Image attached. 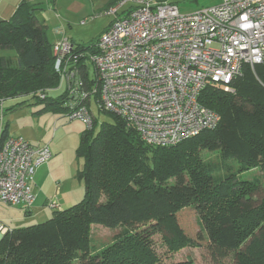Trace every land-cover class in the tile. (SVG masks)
<instances>
[{"label":"trees","instance_id":"1","mask_svg":"<svg viewBox=\"0 0 264 264\" xmlns=\"http://www.w3.org/2000/svg\"><path fill=\"white\" fill-rule=\"evenodd\" d=\"M41 12L22 2L0 21V105L29 97L44 102V111L66 117V87L49 95L59 88V76ZM97 40L73 46L75 54L85 55L79 71L87 90L95 77L83 63ZM230 87L229 93L209 85L199 95L198 102L219 115L216 127L170 147L143 142L132 126L98 106V92L93 95L113 122L81 134L76 156L83 159L82 200L43 223L8 232L0 240V264H159L151 239L158 234L170 250L206 248L215 260L231 254L232 264H264V199L256 205L252 198L261 183L240 175L246 165L264 173V61L244 65ZM7 127L0 130V145ZM202 151L215 153L216 162H204ZM192 214L204 235L192 232ZM90 224L123 231L86 260Z\"/></svg>","mask_w":264,"mask_h":264},{"label":"built area","instance_id":"2","mask_svg":"<svg viewBox=\"0 0 264 264\" xmlns=\"http://www.w3.org/2000/svg\"><path fill=\"white\" fill-rule=\"evenodd\" d=\"M119 6H128L124 15L86 53L83 65L95 77L89 90L79 71L85 55L75 54L66 39L52 47L59 87L64 83L69 94L67 119L91 129L90 99L98 92V106L151 146H174L215 128L220 117L198 102L199 95L209 85L233 92L230 83L242 67L264 61V0H221L189 14L170 0H120L108 13ZM50 158L47 145L6 138L0 145V203L28 209L34 174ZM7 231L0 224V239Z\"/></svg>","mask_w":264,"mask_h":264},{"label":"rangeland","instance_id":"3","mask_svg":"<svg viewBox=\"0 0 264 264\" xmlns=\"http://www.w3.org/2000/svg\"><path fill=\"white\" fill-rule=\"evenodd\" d=\"M170 2L177 6L179 13L189 14L203 8L219 5L221 0H170ZM86 25V27H78L76 30V34L83 38L82 41L88 42L85 46L94 43L104 26V21L103 19L93 20ZM51 28L52 25H49L46 34L49 42L53 41ZM89 70L92 69L89 68ZM63 91L64 83H61L56 91L48 93H51L49 94L51 97H55ZM38 99L42 100L41 97H38ZM17 103L18 105L14 107L15 109L10 108V106ZM90 104L92 114L96 119V126L94 127L95 119H93L91 129H94V133H96L102 123L111 124L113 120L110 115L97 109L93 97L90 99ZM44 107V102L36 103L29 97L5 100L0 105V129L7 125L9 137H22L33 144H45L53 152L54 160L51 165H54L53 168L51 167V173L46 179L47 188L45 191L47 197L46 207L52 209V205L57 208L56 204L62 203V196H67L68 192L71 194L79 193L77 202L82 200L84 191L78 173L82 169L83 159L76 156V149L79 146L81 134L86 129V126L80 120L70 121L64 115L52 111H44ZM201 157L206 163L216 162L215 153L202 151ZM246 167L247 169L243 170L240 175H244V178L248 180L253 178L260 180L261 186L252 197L254 204L259 205L264 199V173L252 165H246ZM61 193L62 196H60ZM36 206H38L39 212H34L33 218L32 215L25 216L23 213H20V216L19 209L0 203V224L8 228V231L1 239L14 227L27 228L47 221L50 212L44 210L45 206L42 205V202H39ZM60 206L64 207L63 204ZM20 208L22 209V207ZM58 208L56 211L61 210ZM37 213L39 214L37 215ZM191 222L192 232L204 235L201 221L196 214L191 215ZM122 231L123 229L118 227L110 229L102 225L90 224L88 231L85 233L86 235H84L85 248L82 250V253L88 257L86 260L95 254H100L105 248L114 244L115 238ZM151 239L152 249L159 260V264H232L233 262L231 254L226 258H217L215 260L211 255V251L206 248L184 247L170 250L162 241L161 235H154ZM74 264L85 263L76 261Z\"/></svg>","mask_w":264,"mask_h":264},{"label":"crops","instance_id":"4","mask_svg":"<svg viewBox=\"0 0 264 264\" xmlns=\"http://www.w3.org/2000/svg\"><path fill=\"white\" fill-rule=\"evenodd\" d=\"M118 1L119 0H0V21L9 19L22 2H27L32 5H38L42 9L41 18H43V21L47 26V30L49 25H52L51 34L53 36V41L51 43L54 44L61 39H66L74 47H76L77 45L85 46L86 43L88 42H83L82 41L83 38L76 34L77 28L86 27L87 26L86 24L93 20L103 19L104 26L100 31L99 34L100 36L113 21H115L118 18H121L124 15L128 6H121V7L119 6L116 8L115 13H108L109 9L117 6ZM99 36L96 38V40L99 38ZM6 137L11 138L8 136V128H7ZM18 138H22V137H18ZM28 143H30L33 146L45 145L40 143H36V144H33L31 142ZM50 152H51L50 160L46 164L40 166L34 174L32 186H31L32 192L34 194V200L31 206L28 209H21L19 206H11L19 209L20 216L23 213L25 216L32 215V217L34 218L33 213L39 212V208L38 206H36L38 205L39 202L40 203L42 202V205L45 206L44 210H48L50 212L49 219L52 217L53 212H55L58 207H59L58 209L63 210L71 207V205L78 203L77 197H79L78 195L79 193L71 194L70 192H68L67 196H62L61 193L60 196H62V203L58 204L56 202L57 203L56 205L58 206L57 208L48 209L46 207V203H47L46 202L47 197L45 193L47 188L46 179L50 175L49 173H51V167L53 168L54 165V164L51 165V162L54 160V154L51 150ZM61 204H63L64 207H61L60 206ZM38 214L39 213H37V215ZM12 229H18V228L14 227Z\"/></svg>","mask_w":264,"mask_h":264}]
</instances>
